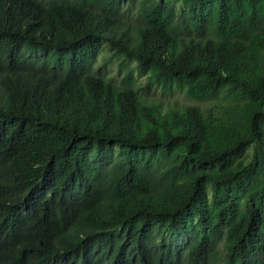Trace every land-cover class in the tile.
<instances>
[{"label":"trees","instance_id":"obj_1","mask_svg":"<svg viewBox=\"0 0 264 264\" xmlns=\"http://www.w3.org/2000/svg\"><path fill=\"white\" fill-rule=\"evenodd\" d=\"M0 264H264V0H0Z\"/></svg>","mask_w":264,"mask_h":264},{"label":"rangeland","instance_id":"obj_2","mask_svg":"<svg viewBox=\"0 0 264 264\" xmlns=\"http://www.w3.org/2000/svg\"><path fill=\"white\" fill-rule=\"evenodd\" d=\"M110 53H112V51H110V50H104L103 52H102V54L99 56V58H98V62H97V65L98 64H102L103 63V55L104 54H110ZM104 70H106V71H108V74H112V75H114L115 77H117L116 75H115V67H116V65H114V64H112V63H108V64H106V67H104V66H101ZM144 76H142L141 78H139V81H143L144 80ZM154 97H156V96H154ZM156 99L158 100V101H163V103H164V105H167V103H169V102H172V105L174 106L175 104H177V105H179V106H181L185 101H184V99L182 98V97H168L167 95H165V96H163V95H157V97H156Z\"/></svg>","mask_w":264,"mask_h":264}]
</instances>
